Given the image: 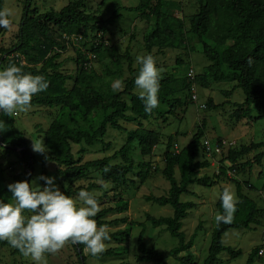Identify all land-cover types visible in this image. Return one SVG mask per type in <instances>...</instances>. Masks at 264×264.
Instances as JSON below:
<instances>
[{"label":"trees","instance_id":"16d2710c","mask_svg":"<svg viewBox=\"0 0 264 264\" xmlns=\"http://www.w3.org/2000/svg\"><path fill=\"white\" fill-rule=\"evenodd\" d=\"M86 1L73 0L58 10L39 12L31 6L32 0H24L15 42L10 47L0 44V70L10 63L18 66L22 64L24 72L42 75L49 81L48 89L34 95L31 101V106L59 109L58 116L50 121L43 132V142L49 151L46 154L48 158H42L40 175L46 176L45 162L53 161L56 165L54 177L61 182L60 190L72 197L80 190L91 192V189L97 186L94 182L76 186V181L88 179L92 173L99 174L105 183L112 184L111 190H116L112 194L116 201L114 206L102 207V211L94 219L98 227L117 226L128 220L127 216L108 218L109 214L123 213L128 209V200L121 194L120 188L136 185L130 175L142 183L150 173L149 164L135 162L132 155L134 146L141 156H148L160 141L161 133L145 127L144 121L157 117L165 122L177 107L184 110L183 107H186L189 101H194L191 98L193 83L195 87H209L213 83L231 82L233 89L240 88L244 94L242 102L232 103L234 110L231 116L236 121L247 119L250 122L264 118V0H195L197 10L187 17V21L184 17L177 16L175 10L180 6L175 0H139L135 6L123 7L137 12L138 17L146 24L151 23V29L142 35L143 46L148 54L153 55V49L160 52L165 48L191 47L189 39H196L209 62L200 73L194 74L192 80L187 74L185 76L163 73L158 92L159 106L151 114L145 112L138 93L133 92L139 65L133 67L127 52H118L114 44H106L103 38L108 32V26L119 18V10L122 7H116L109 17L103 19L98 12L87 10ZM2 8L3 0H0V9ZM75 40L80 46L75 44ZM68 47H72L75 52L74 74H67L61 69L60 57ZM89 55L106 56L111 66L105 65V72L122 80L125 85L123 90L113 92L112 89L104 90L97 85L96 76L89 67ZM122 59L128 61L129 74L126 77H123L122 73ZM68 81H71L70 85ZM223 94L229 96L231 90H224ZM206 105L207 109H217L223 103L217 104L212 98H208L206 103L199 107L204 108ZM0 120L4 121L6 128L0 131V156L13 155L23 165L22 175H15L14 182H30L35 158L27 147L24 134L16 128L13 117L0 112ZM121 120L134 123L135 126L128 128L120 122ZM108 127L125 133L124 143L111 155L84 160V145L100 144L103 150L111 147V142L105 140ZM204 128L205 122L197 124L189 142L178 150L174 147L175 135L168 136L161 174L169 182V188L163 195L144 196L145 201L172 207L173 211L169 216L156 217L146 213L145 219L153 227L164 226L169 234L178 240L177 245L170 250V255L177 259L179 264L195 263L191 248L201 229L199 223L188 237L181 230L182 219L196 205L191 200H181V195L193 194L189 187L194 183L211 185L214 183L213 177H219L217 174L212 177L199 175L201 169L209 166L207 159H198L199 153L206 149L202 142ZM74 145L79 146L75 153ZM255 150L259 151L251 159L247 157ZM212 155L219 156L222 163L225 161V165L219 167L222 174L226 175L227 169L233 170L236 175L244 174L252 169L253 163H261L264 156V140L241 144L235 142L232 146L224 148L221 153L213 152L210 156ZM105 167H108L109 171L105 172ZM230 179L235 185L239 201L234 222L221 223L219 226L215 222L203 264H219L222 253H227L230 258L239 256L241 249L225 245L223 234L233 228H250L258 223L263 213L256 201L243 192L244 186L251 188L252 184L236 177ZM3 180L4 176L0 171V202H13L8 185ZM39 183L41 187L45 184L43 180H39ZM261 188L264 189V179ZM95 196L98 201L109 198L107 191ZM219 197L215 202V210L222 213ZM125 234L124 228L110 231V240L124 242ZM68 243L72 246L78 263L86 264L85 246L73 244L71 241ZM7 244V241L0 240V247ZM136 245L139 251L136 255L138 262L167 264L162 251L145 244L144 227L138 234ZM258 250L255 247L249 252L245 264H252ZM17 252L19 250L14 248L13 253ZM182 252L186 254L180 255ZM117 254L114 247H108L100 256Z\"/></svg>","mask_w":264,"mask_h":264},{"label":"rangeland","instance_id":"374dc122","mask_svg":"<svg viewBox=\"0 0 264 264\" xmlns=\"http://www.w3.org/2000/svg\"><path fill=\"white\" fill-rule=\"evenodd\" d=\"M69 1L73 0H32L31 6L35 7L39 12H45L47 10H58ZM139 0H87L86 8L88 11H95L100 14L103 19L109 17L116 7H122L119 10L120 16L114 20L108 26V32L104 35L106 44H114L118 52H127L132 60V66L137 67V56L147 55V51L144 49L142 42L143 32L151 29V23L146 24L138 16L135 11H129L124 9L125 6H135ZM179 3L180 8L175 10L177 16L184 17L187 21V17L197 10V3L195 0H175ZM24 0H3V8L7 7L12 10L13 16L10 17L12 24L8 29L0 28V44L4 47H10L15 42V36L18 30V23L22 13ZM2 8V9H3ZM187 23V22H186ZM189 46L165 48L162 51L152 50L153 56L156 60V66L161 73L169 74L174 73L176 75L187 74L191 67L195 74L200 73L204 66L209 62L201 51V44L196 39H189ZM75 44L79 45V42L75 40ZM80 46V45H79ZM193 47V48H192ZM75 52L72 47H68L60 57L62 60V71L67 74H74L75 72ZM106 56L94 57L89 55L90 70H93L96 76V83L104 90L112 89V84L118 80L117 77L107 74L105 72V65L111 66V62L105 58ZM127 59H122V73L123 77L128 76ZM71 81H68V85ZM224 90H231V95L226 96L223 94ZM133 92L139 93V90L135 87ZM197 100L192 101L181 109L177 107L174 114L169 115L165 122L157 117L151 118L149 121H144L145 127L158 130L161 134L160 141L153 148V151L148 156H141L138 149L134 146L133 158L136 163L149 164L150 173L148 177L141 183L140 180L133 175L130 178H134L136 185H131L129 188L122 186V195L128 200V209L123 213L109 214L108 218H114L118 216H127L128 220L125 223H121L117 226H108L110 231L117 230L118 228H124L126 230L124 242H114L112 240L105 241L106 248L114 247L117 255H104L99 257L86 254V264H117L123 262V264H154L151 261L136 260V255L139 254L136 241L140 230L144 227V242L148 247H154L164 254V259L167 264H179L178 260L170 255V250L177 245V239L172 237L164 226L153 227L145 219V214L149 213L153 216H169L172 214V207L170 205H159L154 202L145 201L144 196L163 195L167 193L169 188V182L161 174L163 168V152L168 136L173 134L174 147L180 149L187 144L191 138V135L196 130L197 124L205 122L204 139L203 143L212 146L219 138L228 139L236 142L237 144L249 143L251 141L264 140V118L258 119L254 122L245 120L236 121L231 113L233 112L232 103L242 102L244 100V94L240 88L233 89V83L221 82L213 83L209 87L196 86ZM126 97V96H125ZM127 98V97H126ZM208 98L220 105L217 109H207V105L204 108L199 107L201 104L206 103ZM185 98L183 97L182 100ZM188 100V97L187 99ZM59 109L57 107H46L34 105L30 110L26 112H18L14 116L15 126L18 130L22 131L27 142V147L34 155L35 165L34 172L30 178V182L35 180L40 185L39 180L36 179L41 174V163L44 154H39L32 151L31 144L32 138L43 139V132L48 127L50 121L58 116ZM69 122V119L67 120ZM124 126L132 128L134 123L120 121ZM126 139L125 133L115 130L111 127L107 128L105 140L111 142L109 149L103 150L100 144H94L93 146L84 145L85 152L83 154L84 160L101 158L113 154ZM78 145L73 146L75 153ZM263 149V148H262ZM259 151L255 150L251 152L247 157L250 159L254 154ZM48 153V152H47ZM46 153V154H47ZM205 152H200L198 155L199 160L207 159L209 166L199 171L200 176H210L214 174L219 177H213L214 183L211 185L205 184H192L189 189L193 194H182L181 200H191L196 205L191 208L187 216L182 219L181 230L188 237L201 223V229L195 239L194 245L191 248V252L195 255L194 264H203V260L207 255L208 246L210 243V236L212 228L215 225V202L219 197L222 186H230L236 195L235 185L231 181V177H236L240 181H247L252 184L253 187L244 186L243 192L248 194L254 199L259 208L263 210L261 217L257 224H253L250 228H238L230 229L226 231L222 240L227 246H231L236 249H241V254L235 258H230L227 253L220 255L221 261L219 264H245L249 252L257 247L264 249V189L261 188V183L264 179V156L260 164L253 163L252 169L244 174L236 175L231 169L226 170V175L220 172V166L225 165L219 160V156H210ZM115 161V160H113ZM229 166V165H226ZM55 163L51 160L45 162L46 176L54 177ZM0 171L4 176V183L8 185L14 182L15 175H22L23 165L13 155L5 157L0 156ZM259 172L261 176H259ZM178 174V173H177ZM101 180L99 174L92 173L88 179L76 181L74 185H86L89 182L96 183L97 186L91 189V192L95 195H101L107 191L108 199L98 201L99 206H114L115 198L112 194L116 190L112 189V184L109 188L105 189L98 181ZM57 187H61L60 179H55ZM41 186V185H40ZM78 194V193H77ZM76 195L72 196L76 198ZM29 213L25 212V215ZM14 247L10 244L0 247V264H37L33 261L31 256H24L20 251L13 253ZM264 252V251H263ZM186 254L185 252L180 255ZM45 258L48 264H79L75 252L69 243L56 254L46 253ZM252 264H264V253L262 255L255 256Z\"/></svg>","mask_w":264,"mask_h":264},{"label":"clouds","instance_id":"9594fccd","mask_svg":"<svg viewBox=\"0 0 264 264\" xmlns=\"http://www.w3.org/2000/svg\"><path fill=\"white\" fill-rule=\"evenodd\" d=\"M13 16L11 9H0V28L8 29ZM139 72L135 86L139 90L138 98L144 104V110L151 114L159 106L158 92L162 73L156 66L152 54L137 56ZM251 63V58H249ZM124 82L116 80L112 84L113 92L123 90ZM49 81L42 75H33L23 71V65L10 63L0 70V112L12 117L18 112L31 108L34 95L46 91ZM0 120V131L6 130ZM32 151L44 154L49 151L41 138H32ZM105 172L109 171L105 167ZM41 187L35 180L15 181L8 184L13 202H0V240L7 241L24 256H31L37 264H48L45 254H56L66 243L83 244L86 254L99 257L106 251L105 241L110 240L107 225L98 227L94 219L102 211L94 193L80 190L76 198L62 192L55 184V177L40 175ZM105 189L110 185L102 179L98 181ZM222 213L215 215L217 226L234 222L238 198L230 186L223 187L220 194ZM25 212L29 213L25 215Z\"/></svg>","mask_w":264,"mask_h":264},{"label":"built area","instance_id":"2783aa9c","mask_svg":"<svg viewBox=\"0 0 264 264\" xmlns=\"http://www.w3.org/2000/svg\"><path fill=\"white\" fill-rule=\"evenodd\" d=\"M194 71L192 68L189 69L188 73H187V76L189 77L190 80H192L194 78ZM191 98L192 100L196 101L197 100V95H196V87H195V84L193 83L192 84V87H191ZM203 106V104H201V107ZM235 142L233 141H230L228 139H224V138H221L219 140H217L215 143L211 144L212 146L208 145V144H205L206 146V152L211 155V153L215 152L216 154H219L221 153V151L224 149V148H227V147H230L234 144ZM264 249L263 248H259L258 250V254L259 255H262L264 252Z\"/></svg>","mask_w":264,"mask_h":264},{"label":"water","instance_id":"95a60500","mask_svg":"<svg viewBox=\"0 0 264 264\" xmlns=\"http://www.w3.org/2000/svg\"><path fill=\"white\" fill-rule=\"evenodd\" d=\"M18 149V148H17Z\"/></svg>","mask_w":264,"mask_h":264}]
</instances>
